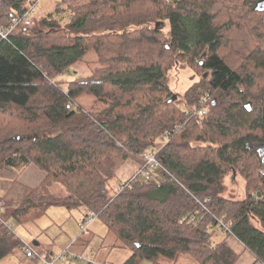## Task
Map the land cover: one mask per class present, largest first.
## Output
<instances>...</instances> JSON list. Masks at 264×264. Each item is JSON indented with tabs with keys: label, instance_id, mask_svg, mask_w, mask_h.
<instances>
[{
	"label": "trees",
	"instance_id": "trees-1",
	"mask_svg": "<svg viewBox=\"0 0 264 264\" xmlns=\"http://www.w3.org/2000/svg\"><path fill=\"white\" fill-rule=\"evenodd\" d=\"M38 1L0 0V28ZM81 64H95L89 76L55 80ZM178 65L208 74L180 103L169 84ZM202 92L215 105L186 118ZM81 95L101 109L75 107ZM263 147L264 0H89L30 19L0 37V261L23 252L8 222L63 207L96 214L129 251L122 264H174L180 254L237 264L243 252L264 264ZM147 150L160 165L153 181L110 196L121 163L138 169ZM28 166L43 173L32 188L18 181ZM229 176L243 180L237 200L224 195ZM196 199L210 200L205 210Z\"/></svg>",
	"mask_w": 264,
	"mask_h": 264
},
{
	"label": "rangeland",
	"instance_id": "rangeland-1",
	"mask_svg": "<svg viewBox=\"0 0 264 264\" xmlns=\"http://www.w3.org/2000/svg\"><path fill=\"white\" fill-rule=\"evenodd\" d=\"M89 0H39L33 7V11L30 15V19L34 24L47 14L54 13L56 9H64L67 6L75 7ZM58 17V16H56ZM164 34L167 31H163ZM88 58V59H87ZM87 61L92 62L94 60L93 53H89L87 56ZM95 64H81L73 67L70 73L64 75L63 77H58L55 79L59 81L61 85L66 82L73 81L80 76H89L91 69ZM201 76L208 77L207 72H202L200 75H196L191 69L186 66L178 65L175 70H172L169 74V84L175 92L178 102L182 101L183 93L188 89L193 83L200 80ZM63 78V79H62ZM65 82V84H66ZM65 86V85H64ZM204 92H202L203 94ZM206 93V92H205ZM75 107H81L83 110L96 113L102 106L95 105L93 99L87 96H79L74 101ZM137 167L136 163L132 161H124L121 163L115 177L109 182V195H113L116 192V187L118 183L125 181ZM43 178V173L39 171L34 166L26 167L19 176L18 181L28 187L37 186ZM227 177L225 184L227 186V191L224 194L225 197L239 199L243 191V180L239 177H233L234 181ZM52 191L55 194H61L63 189L59 186L52 187ZM81 219L79 210H67L63 207H51L49 208L45 215L35 222L29 224H17L13 223L12 231L16 236L21 239V241L26 246H31L37 253H40L42 257H46L49 254L58 256L63 251L67 250L70 254L80 255V257H86L90 249H98L96 254V259L93 257L92 261L94 264H122V262L129 256V251L122 247L115 238L107 233L105 225L96 219L87 229V232L82 234V231L78 227V222ZM83 235L81 238L85 240L89 235H93V243L85 250L84 253L77 250L81 243L78 236ZM222 236H220L221 238ZM77 239V240H76ZM37 241L38 246H33V243ZM230 245L234 250L239 251L241 246L236 243L232 238L228 239ZM119 247H115V246ZM100 246V247H99ZM93 247V248H92ZM25 256V255H24ZM23 256L22 250H15L11 255L7 256L0 261V264H42L39 261H34L26 259ZM252 256L248 253H242L241 257L237 261L238 263H243L246 260L247 264H252ZM162 264H172L168 261H161ZM57 264H86L84 261H78L70 258V255L66 256L65 261H59ZM145 264V263H143ZM147 264V263H146ZM174 264H197L189 255L180 254L177 262Z\"/></svg>",
	"mask_w": 264,
	"mask_h": 264
},
{
	"label": "built area",
	"instance_id": "built-area-1",
	"mask_svg": "<svg viewBox=\"0 0 264 264\" xmlns=\"http://www.w3.org/2000/svg\"><path fill=\"white\" fill-rule=\"evenodd\" d=\"M32 6L22 17H14L11 20V23L5 27L0 28V37L1 39H5L15 27H17L19 24L24 23L26 25L30 22V15L33 11ZM212 101V97L208 93H204L200 106L197 108L188 109L185 113L186 118H193V117H203L206 113L205 106ZM168 137V133L165 132V135H163V140H165ZM142 165L133 173L131 178L127 180L126 182L123 181L119 183L116 187V192L122 191L124 188L128 187L130 182L135 181L136 179L144 180L145 182H151L154 179V172L158 168H160L159 162L157 161L156 152L153 150H147L142 154ZM210 200L208 199H202L201 201L199 199H196V203L205 210V203H208ZM4 212V209L2 207V204L0 203V220L2 218V214ZM97 216L91 211L86 212V214L81 217V219L78 222V227L82 232L87 231L89 226L96 220ZM14 222H8L7 228L9 229V232L14 234L12 231V226ZM217 230L219 232H226L228 231V225L224 224L222 222L218 223ZM23 252L27 259L39 261L42 264H57L59 261H65L66 256L70 255L71 259L78 260V261H84L86 264L91 263L92 259L94 257V252L89 251V253L86 255V257H80V255L76 254H70L67 252V250L60 253L58 256L50 255L46 257H42V255L38 254L31 246H23ZM262 264V263H257Z\"/></svg>",
	"mask_w": 264,
	"mask_h": 264
},
{
	"label": "crops",
	"instance_id": "crops-1",
	"mask_svg": "<svg viewBox=\"0 0 264 264\" xmlns=\"http://www.w3.org/2000/svg\"><path fill=\"white\" fill-rule=\"evenodd\" d=\"M137 170V167H136V169H135V171ZM135 171H133V173L135 172ZM133 173H132V175H133ZM132 175H130L128 178H130ZM128 178H126V180L128 179ZM123 182V181H122ZM121 183V182H120ZM119 184V183H118ZM79 213H80V217H82L83 216V211L82 210H79ZM16 235V234H15ZM83 235H81V237H82ZM222 236V235H221ZM77 240V239H76ZM93 240H94V238H93V235H89L85 240H81V243H80V245L81 246H79L78 247V249L77 250H79V251H81L80 253H84L85 252V250H87L88 248H90V246L92 245L91 243H93ZM88 241H91V243L89 244V245H86V242H88ZM35 243H37L38 245H39V243L37 242V241H35ZM37 245V246H38ZM100 247V246H99ZM93 248V247H92ZM90 250H94V252H95V259H96V254H97V252L99 251L98 249H95V248H93V249H90ZM243 253H245V252H243ZM50 255H52V254H49V255H47V256H50ZM23 256H24V253H23ZM25 257V256H24ZM27 259V258H26ZM252 259V258H251ZM248 263V261L246 260L245 262L243 261V263H238L237 262V264H247ZM92 264H94V263H92ZM160 264H162V262L160 263Z\"/></svg>",
	"mask_w": 264,
	"mask_h": 264
},
{
	"label": "water",
	"instance_id": "water-1",
	"mask_svg": "<svg viewBox=\"0 0 264 264\" xmlns=\"http://www.w3.org/2000/svg\"><path fill=\"white\" fill-rule=\"evenodd\" d=\"M157 26V25H156ZM215 103H216V100L215 99H213L212 101H211V105H215ZM259 151H261V152H263L264 151V147L263 148H261V149H259ZM38 244L37 243H33V246H37Z\"/></svg>",
	"mask_w": 264,
	"mask_h": 264
}]
</instances>
